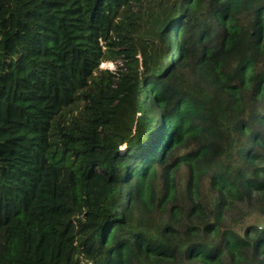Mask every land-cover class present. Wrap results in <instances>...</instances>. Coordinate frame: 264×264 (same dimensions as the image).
Returning a JSON list of instances; mask_svg holds the SVG:
<instances>
[{
    "label": "trees",
    "instance_id": "trees-1",
    "mask_svg": "<svg viewBox=\"0 0 264 264\" xmlns=\"http://www.w3.org/2000/svg\"><path fill=\"white\" fill-rule=\"evenodd\" d=\"M250 216L264 0H0V264H264Z\"/></svg>",
    "mask_w": 264,
    "mask_h": 264
},
{
    "label": "rangeland",
    "instance_id": "rangeland-1",
    "mask_svg": "<svg viewBox=\"0 0 264 264\" xmlns=\"http://www.w3.org/2000/svg\"><path fill=\"white\" fill-rule=\"evenodd\" d=\"M114 62L113 61H106V62H102L100 64V67H103V68H109V69H114ZM153 97V96H152ZM144 150L146 151L147 149L144 148ZM182 166V165H181ZM252 221V222H255V223H263L264 222V217L263 216H250V218L248 219V221Z\"/></svg>",
    "mask_w": 264,
    "mask_h": 264
}]
</instances>
